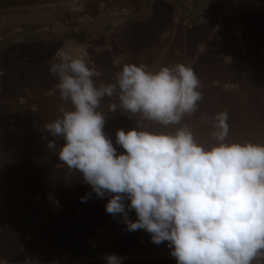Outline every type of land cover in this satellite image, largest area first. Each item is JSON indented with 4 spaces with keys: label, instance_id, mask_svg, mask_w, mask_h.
<instances>
[{
    "label": "crops",
    "instance_id": "1",
    "mask_svg": "<svg viewBox=\"0 0 264 264\" xmlns=\"http://www.w3.org/2000/svg\"><path fill=\"white\" fill-rule=\"evenodd\" d=\"M4 21L13 37L0 46V264H105L107 254L123 264H176L167 242L154 245L106 213L107 197L81 202L91 187L68 173L56 155L64 141L44 127L69 107L49 65L61 52L81 56L107 84L126 63L188 64L202 99L181 124L195 140L215 144L213 118L226 111L229 141L264 143V0H0V28ZM112 103L115 95L105 97L99 110L118 147L116 132L140 117L110 112ZM142 123L169 134L180 127Z\"/></svg>",
    "mask_w": 264,
    "mask_h": 264
},
{
    "label": "clouds",
    "instance_id": "2",
    "mask_svg": "<svg viewBox=\"0 0 264 264\" xmlns=\"http://www.w3.org/2000/svg\"><path fill=\"white\" fill-rule=\"evenodd\" d=\"M57 56L49 73L69 107L44 127L64 141L56 155L68 173H79L91 187L81 202L107 197L106 213L119 215L128 232L143 230L154 245L167 242L176 264H264V143L229 141L226 111L213 118L215 144L205 148L195 140L181 124L202 99L194 69L126 63L114 82L97 84L100 73L84 58ZM114 95L118 104L110 112L140 117L132 129L116 132L118 147L106 137L99 110ZM142 122L180 127L169 134ZM47 147L56 149L55 139ZM102 259L123 264L125 258Z\"/></svg>",
    "mask_w": 264,
    "mask_h": 264
},
{
    "label": "rangeland",
    "instance_id": "3",
    "mask_svg": "<svg viewBox=\"0 0 264 264\" xmlns=\"http://www.w3.org/2000/svg\"><path fill=\"white\" fill-rule=\"evenodd\" d=\"M3 32V36L0 38V46L8 43L13 35L11 34V27H10V21H4L3 28H0V32ZM17 31V30H16Z\"/></svg>",
    "mask_w": 264,
    "mask_h": 264
}]
</instances>
